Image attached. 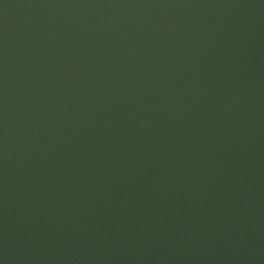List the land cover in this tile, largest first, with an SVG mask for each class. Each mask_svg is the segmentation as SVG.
<instances>
[{"label": "water", "instance_id": "water-1", "mask_svg": "<svg viewBox=\"0 0 264 264\" xmlns=\"http://www.w3.org/2000/svg\"><path fill=\"white\" fill-rule=\"evenodd\" d=\"M0 264H264V0H0Z\"/></svg>", "mask_w": 264, "mask_h": 264}]
</instances>
